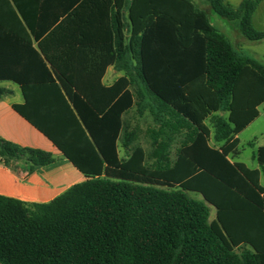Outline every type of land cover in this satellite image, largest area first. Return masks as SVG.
Here are the masks:
<instances>
[{
    "label": "trees",
    "instance_id": "1",
    "mask_svg": "<svg viewBox=\"0 0 264 264\" xmlns=\"http://www.w3.org/2000/svg\"><path fill=\"white\" fill-rule=\"evenodd\" d=\"M0 1V81L19 84L25 98L13 108L86 178L45 203L0 195L1 264H264V146L255 155L261 171L229 160L238 152L235 137L264 103V66L241 55L195 0H129V89L116 100L119 83L104 89L111 97L100 107L74 99L71 89L80 91L78 85L26 83V72L8 66L6 11L13 7ZM65 1L12 3L23 17L24 4L34 9L37 2L38 13L56 7L71 13L79 1L81 9L94 4L96 12L105 6L108 13L109 0L60 4ZM112 1L119 17L125 0ZM199 1L238 20L247 40L264 41V31L252 25L262 0H243L237 8L224 0ZM117 33L123 43L120 28ZM31 51L34 64L52 78L41 55ZM8 93L0 87V100ZM132 111L149 115L159 135L168 128L186 131L187 144L171 165H148L140 146L120 159L118 141L124 137L127 148L131 137L123 115ZM212 130L218 148L209 144ZM17 162L34 169L55 158L0 138V166ZM189 192L216 209L215 221Z\"/></svg>",
    "mask_w": 264,
    "mask_h": 264
},
{
    "label": "crops",
    "instance_id": "2",
    "mask_svg": "<svg viewBox=\"0 0 264 264\" xmlns=\"http://www.w3.org/2000/svg\"><path fill=\"white\" fill-rule=\"evenodd\" d=\"M8 1L13 7V12L8 9L6 11L7 63L8 66H12L11 68L26 72L24 77L26 83L48 84L52 82L59 86L78 85L80 91L71 89V96L77 101L92 100L100 107L104 106L111 97V94L104 89H109L119 83L120 93L118 97H115V100L120 98L122 93L128 91L130 79L127 72L129 61L127 52L128 41L131 37L127 11L129 0H125L119 17L115 15L116 8L112 0H109L108 13H105V6L102 7V12H96L94 4H90L93 6L88 4L81 9L83 1L73 5L70 9L72 12L66 14L63 13L62 7H56L50 12L38 13L36 6L40 2L35 3L34 9L31 4H24V17L16 11L12 0ZM1 3L3 4L0 1V5H2ZM60 4L68 6L70 0ZM196 5L206 13L211 12L205 2H198ZM78 9L80 10L75 13ZM0 10H2L1 6ZM254 14L255 12L252 17V25ZM53 21L55 23L49 27L48 22ZM118 28H120V32L122 31L123 43L119 40ZM29 43L31 49L38 52L43 58L52 78H48V74L41 64H34L37 62L29 48ZM121 85H124L123 90ZM0 87L9 91L0 100V138L22 148L50 153L55 158V162L34 169L25 162H17L11 167L0 166V195L26 203H45L61 195L72 186L84 182L85 176L73 166L63 153L13 108V105L22 106L25 103L22 87L12 81H0ZM64 96L69 100L65 94ZM145 116L146 114L140 116L133 111L130 115L125 113L123 124L128 128L127 132L131 129L141 130ZM205 125H208L207 121ZM153 126L159 130L154 122ZM172 130L186 135L184 130ZM181 136L183 137V135ZM211 137L213 140V130ZM238 137L239 135L235 138L239 142ZM119 141V157L123 160ZM221 145L222 143L215 142L214 146L210 144L211 147L216 148ZM262 146L264 145H260L258 148ZM257 150L252 155L253 160L257 163L253 169L239 160V144L237 154L233 157L230 156L229 160L232 163H242L250 170L261 171L255 157ZM260 184L264 187L262 175Z\"/></svg>",
    "mask_w": 264,
    "mask_h": 264
},
{
    "label": "rangeland",
    "instance_id": "3",
    "mask_svg": "<svg viewBox=\"0 0 264 264\" xmlns=\"http://www.w3.org/2000/svg\"><path fill=\"white\" fill-rule=\"evenodd\" d=\"M243 0H225L226 3L237 7ZM204 2L195 0V3ZM206 3V2H205ZM211 23L216 29L223 34L243 55L248 59L254 60L264 66V41L252 42L247 40L240 32V22L238 20H228L222 18L212 11L207 13ZM253 28L256 31H264V0L260 1L257 5V10L254 14ZM259 116L253 123L239 134V160L246 163L251 169L256 167V162L253 160L252 155L260 145H264V103L258 108ZM211 127L210 122H208ZM142 129H131L130 143L126 149H123L125 138L122 137L119 141L121 147V154L123 160L127 159V149L129 152L136 147H142L148 154V165L156 168H166L171 165L178 152L187 140L184 134H179L168 128L164 130L162 135L158 134V130L153 126L152 118L149 115L144 117L142 121ZM154 128V129H153ZM183 135V137L181 136ZM152 137L157 138L154 141ZM210 144L214 146V140L210 138ZM132 152V151H131ZM189 197L196 201L205 203L210 208L209 221L216 220V209L207 204L202 195L195 192H189Z\"/></svg>",
    "mask_w": 264,
    "mask_h": 264
}]
</instances>
